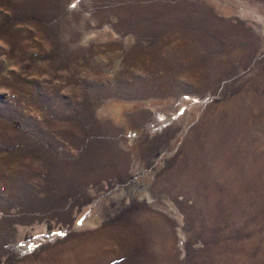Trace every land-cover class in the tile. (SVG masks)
<instances>
[{
	"label": "rangeland",
	"instance_id": "1",
	"mask_svg": "<svg viewBox=\"0 0 264 264\" xmlns=\"http://www.w3.org/2000/svg\"><path fill=\"white\" fill-rule=\"evenodd\" d=\"M0 264H264V0H0Z\"/></svg>",
	"mask_w": 264,
	"mask_h": 264
},
{
	"label": "trees",
	"instance_id": "2",
	"mask_svg": "<svg viewBox=\"0 0 264 264\" xmlns=\"http://www.w3.org/2000/svg\"><path fill=\"white\" fill-rule=\"evenodd\" d=\"M31 242H32V241H29V243H28V245H27V246H28V248L30 247V245H31ZM23 246H24V245H23ZM23 246H22V245H20V249H23V248H24ZM30 249H31V248H30Z\"/></svg>",
	"mask_w": 264,
	"mask_h": 264
},
{
	"label": "snow or ice",
	"instance_id": "3",
	"mask_svg": "<svg viewBox=\"0 0 264 264\" xmlns=\"http://www.w3.org/2000/svg\"><path fill=\"white\" fill-rule=\"evenodd\" d=\"M79 223H82V221H79ZM66 234H67V233H64V232L60 233L61 236H64V235H66Z\"/></svg>",
	"mask_w": 264,
	"mask_h": 264
}]
</instances>
